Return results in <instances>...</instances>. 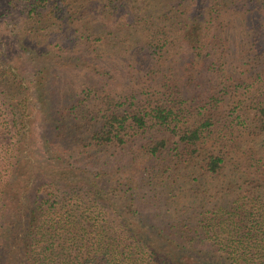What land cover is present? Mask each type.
I'll list each match as a JSON object with an SVG mask.
<instances>
[{
  "label": "trees",
  "instance_id": "16d2710c",
  "mask_svg": "<svg viewBox=\"0 0 264 264\" xmlns=\"http://www.w3.org/2000/svg\"><path fill=\"white\" fill-rule=\"evenodd\" d=\"M0 264H264V0H0Z\"/></svg>",
  "mask_w": 264,
  "mask_h": 264
}]
</instances>
